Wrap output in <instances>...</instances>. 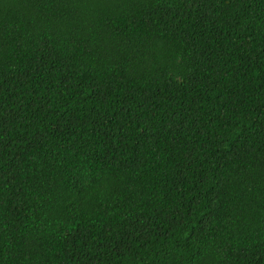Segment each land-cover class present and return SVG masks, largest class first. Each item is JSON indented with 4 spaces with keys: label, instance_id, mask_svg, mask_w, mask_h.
Wrapping results in <instances>:
<instances>
[{
    "label": "trees",
    "instance_id": "16d2710c",
    "mask_svg": "<svg viewBox=\"0 0 264 264\" xmlns=\"http://www.w3.org/2000/svg\"><path fill=\"white\" fill-rule=\"evenodd\" d=\"M0 264H264V0H0Z\"/></svg>",
    "mask_w": 264,
    "mask_h": 264
}]
</instances>
